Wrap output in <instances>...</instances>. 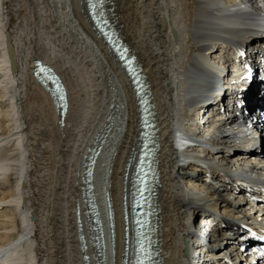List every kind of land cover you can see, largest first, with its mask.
<instances>
[{"label":"bare ground","instance_id":"6f19581e","mask_svg":"<svg viewBox=\"0 0 264 264\" xmlns=\"http://www.w3.org/2000/svg\"><path fill=\"white\" fill-rule=\"evenodd\" d=\"M110 1L116 28L134 50L156 106L164 264H196L192 235L211 224L194 218L226 199L222 177L212 169L210 179L201 162L215 168L224 159L230 170L254 179L264 174L263 137L262 150L256 152L240 136L238 124L233 119L223 123L213 108L206 127L197 120L214 95L219 99L216 73L230 67L231 47L246 43L252 27L264 23V0ZM249 58L255 61L253 54ZM36 59L52 67L66 88L64 126L49 91L34 77ZM256 62L259 75L264 61ZM242 93L248 97L251 86ZM0 107L6 108L0 119V177L13 181L7 194L0 192V204L8 208L2 214L0 264H50L51 237L47 241L45 232L53 228L57 234L52 239L63 247L59 264H84L83 243L93 264L90 221L84 219L81 230L74 215L76 206L85 204L83 165L96 135L108 124L92 183L105 222L106 264H121L124 172L139 141V105L121 62L94 28L85 0H0ZM223 142L228 144L225 153L206 147ZM106 196L113 211V242ZM14 230L20 233L13 235Z\"/></svg>","mask_w":264,"mask_h":264},{"label":"water","instance_id":"95a60500","mask_svg":"<svg viewBox=\"0 0 264 264\" xmlns=\"http://www.w3.org/2000/svg\"><path fill=\"white\" fill-rule=\"evenodd\" d=\"M100 18H104L105 20H103V21H101L100 22V24H99V26L98 27H100V26H102V28H99V30L97 31L98 32V34L100 35V36H102V35H104L105 33H110V36H113V40H112V43H114V44H112V46L114 47V45L115 44H118V47H117V49H121L122 50V54H123V58H122V60H129V58H130V53H128L127 51H126V49H124L123 48V44L120 42L119 43V40L116 38V35L114 34V29H115V26L112 24V19H111V17L109 16V14H104V15H102V16H100ZM103 29H106V31L105 32H101V31H103ZM97 30V29H96ZM174 36L176 37V34L174 33ZM111 48V47H110ZM124 51H126L125 53H124ZM130 63V66H132L133 67V69H135L134 70V76H136V77H139V78H141V69L139 68V66H137L136 64L137 63H134V62H129ZM40 65H41V70L39 71V74H42V76H45V77H47V80H48V82H49V85L50 86H56V81H57V79L55 80V79H53V77H55L56 78V75H54V71L50 68V67H48L47 65H42L41 63H40ZM140 80V79H139ZM141 81V80H140ZM57 88V87H56ZM49 90L50 91H52L53 92V94H54V97L56 98V103H57V105L58 106H60V104H59V100L60 99H58V97H57V93H59L58 92V88L55 90V91H53V89H51L50 87H49ZM144 93V92H143ZM100 138H98V140H99ZM98 142H100V140L98 141ZM138 156H136V158H137ZM136 161V160H135ZM87 165H89V164H87ZM130 245H131V242H130ZM185 251H188V248L187 247H185ZM95 261H96V264H105L106 263V259H105V256H104V254H103V256L102 257H100L98 254H96V256H95Z\"/></svg>","mask_w":264,"mask_h":264},{"label":"rangeland","instance_id":"374dc122","mask_svg":"<svg viewBox=\"0 0 264 264\" xmlns=\"http://www.w3.org/2000/svg\"><path fill=\"white\" fill-rule=\"evenodd\" d=\"M218 95V94H217ZM217 95H214V98L215 97H217ZM1 108H3V107H0V119L2 118V119H4L3 117H5V110H6V108H3V110L1 109ZM114 166V162L112 163V167ZM6 177H0V192L1 193H3V194H7L9 191V189H11L10 188V185L13 183V181H11V180H6L5 179ZM109 178H110V173L109 174H107V177H106V182H108L109 181ZM12 180H13V178H12ZM8 183V184H7ZM190 184V183H189ZM9 188V189H8ZM8 191V192H7ZM6 192V193H5ZM5 205V206H4ZM7 204H3V206L0 204V233H2L4 230V228H1V227H3L2 225H3V221H4V218H3V216H2V214H3V212L6 210V209H8L7 207ZM2 212V213H1ZM162 214H164L163 212H162ZM197 217H201V215L199 214V215H197L195 218H194V221L197 223V221H196V219H197ZM165 215H164V220H165ZM50 221V220H49ZM165 230H166V228H164ZM47 230V229H46ZM48 230H51V226L48 228ZM47 230V231H48ZM53 230L54 231H52L50 234H46V232H45V239L48 241V238L49 237H51L50 239H51V242H48V244L49 245H47V247H48V251L50 252H48L49 254H48V258H52L51 259V262H50V264H57L58 263V257H57V253L59 252V250H60V247H62V244H57L56 242H58L57 240H58V238H56V241L54 240V239H52L53 237H54V234H57V228H53ZM19 230H14V231H12V234L13 235H15V233H20V231L18 232ZM15 232V233H14ZM58 234H60V233H58ZM51 235V236H50ZM47 236V237H46ZM167 242H169V240L167 241ZM59 243V242H58ZM57 244V245H56ZM169 245H170V243H168ZM51 245V246H50ZM58 247V248H57ZM164 247H165V245H164ZM63 248V247H62ZM58 249V250H57ZM59 255H61V253L59 254ZM51 256H53V257H51ZM55 257H57V259L55 260ZM54 258V259H53ZM48 260H50V259H48ZM53 260H55L54 262H53ZM53 262V263H52ZM59 264V263H58Z\"/></svg>","mask_w":264,"mask_h":264},{"label":"snow or ice","instance_id":"6c2138e0","mask_svg":"<svg viewBox=\"0 0 264 264\" xmlns=\"http://www.w3.org/2000/svg\"><path fill=\"white\" fill-rule=\"evenodd\" d=\"M240 54L243 55V53H240ZM247 78H250V74H249V77ZM140 252L143 253L145 256H147V253L145 252L143 247L140 248ZM137 264H144V261L143 259H141L140 255L137 256Z\"/></svg>","mask_w":264,"mask_h":264}]
</instances>
